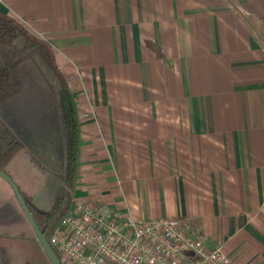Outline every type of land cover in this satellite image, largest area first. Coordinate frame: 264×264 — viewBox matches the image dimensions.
<instances>
[{
	"label": "crops",
	"instance_id": "1",
	"mask_svg": "<svg viewBox=\"0 0 264 264\" xmlns=\"http://www.w3.org/2000/svg\"><path fill=\"white\" fill-rule=\"evenodd\" d=\"M0 15L47 45L71 95L72 200L176 217L230 264H264V0H0ZM41 130L25 145L0 117V171L25 190ZM13 200L0 181V208Z\"/></svg>",
	"mask_w": 264,
	"mask_h": 264
},
{
	"label": "built area",
	"instance_id": "2",
	"mask_svg": "<svg viewBox=\"0 0 264 264\" xmlns=\"http://www.w3.org/2000/svg\"><path fill=\"white\" fill-rule=\"evenodd\" d=\"M60 264H230L221 246L208 249L176 217L138 221L73 199L49 234Z\"/></svg>",
	"mask_w": 264,
	"mask_h": 264
},
{
	"label": "trees",
	"instance_id": "3",
	"mask_svg": "<svg viewBox=\"0 0 264 264\" xmlns=\"http://www.w3.org/2000/svg\"><path fill=\"white\" fill-rule=\"evenodd\" d=\"M19 38L23 40V46L18 47L17 50L15 41ZM21 51L23 52L21 53ZM38 58L44 63V65L41 63V66H44V69L48 70L51 77L55 79V85L48 82L52 93L24 90L28 87L23 72L25 66L31 67L30 69L42 76L44 75L41 71L43 68H40L41 66L37 63ZM34 113L35 116H33ZM51 113L56 116L63 133L62 162L57 175L61 186L51 210L49 212L38 210L20 190L45 239L67 212L72 201L79 147V130L75 109L71 95L62 75L55 67L53 55L47 45L29 36L14 21L0 15V117L2 122L9 123L14 127L13 138H18L20 141L21 139L17 135L18 125L29 126L30 123L36 121L35 117H39L41 114L48 116ZM15 128L17 129L15 130ZM13 138H11V142L15 141Z\"/></svg>",
	"mask_w": 264,
	"mask_h": 264
},
{
	"label": "rangeland",
	"instance_id": "4",
	"mask_svg": "<svg viewBox=\"0 0 264 264\" xmlns=\"http://www.w3.org/2000/svg\"><path fill=\"white\" fill-rule=\"evenodd\" d=\"M18 40L15 41L17 50L23 46V40L20 38ZM37 63L41 66L42 62L39 58ZM30 68L29 66L23 68L28 82V87L24 88V90H28V92L52 93L48 82H52L55 85V79L51 77L50 72L44 69V66H41L40 68H43L41 71L44 74L42 76ZM35 119L36 122L30 123L29 126L18 125L17 135L21 139L20 142L27 145L30 139L29 134L33 130L36 131V141H39L38 137L41 139L43 133L41 126H45L46 130L48 129L45 138L50 141L51 145L44 149L37 146L35 149L34 157L36 163L33 177L31 178V187L25 190L23 183L17 179L15 181L31 202L34 200L35 205L40 210L49 212L55 200L56 186L59 183L57 175L62 162L63 133L61 125L53 113L48 116L41 114ZM0 181L2 180L0 179ZM3 184L14 200L13 204H2L0 208V264H50L36 241L34 233L27 223L14 194L4 181ZM48 240L49 234L46 236V241L48 242Z\"/></svg>",
	"mask_w": 264,
	"mask_h": 264
},
{
	"label": "water",
	"instance_id": "5",
	"mask_svg": "<svg viewBox=\"0 0 264 264\" xmlns=\"http://www.w3.org/2000/svg\"><path fill=\"white\" fill-rule=\"evenodd\" d=\"M0 178L5 181V183L10 187L12 193L14 194L18 205L27 221V223L29 224L31 230L34 233L35 239L38 242L39 246L41 247L42 251L44 252L46 258L48 259V261L50 262V264H60L55 253L53 252V250L51 249V247L49 246L48 242L46 241L45 237L43 236V234L41 233V231L39 230L38 226L36 225L28 207L27 204L19 190V188L17 187V185L15 184V182L12 180V178L6 174L3 171H0Z\"/></svg>",
	"mask_w": 264,
	"mask_h": 264
},
{
	"label": "flooded vegetation",
	"instance_id": "6",
	"mask_svg": "<svg viewBox=\"0 0 264 264\" xmlns=\"http://www.w3.org/2000/svg\"><path fill=\"white\" fill-rule=\"evenodd\" d=\"M18 187V186H17ZM19 188V187H18ZM20 190V189H19ZM22 192V191H21ZM23 193V192H22ZM23 195L25 196V194L23 193ZM25 198L28 200V201H30L26 196H25ZM25 200V199H24ZM31 202V201H30ZM32 204V203H31Z\"/></svg>",
	"mask_w": 264,
	"mask_h": 264
}]
</instances>
